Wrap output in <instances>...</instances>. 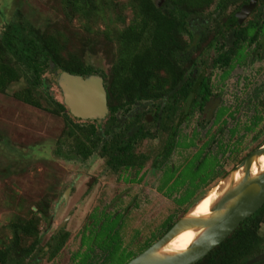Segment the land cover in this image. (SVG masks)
Wrapping results in <instances>:
<instances>
[{"label":"rangeland","instance_id":"374dc122","mask_svg":"<svg viewBox=\"0 0 264 264\" xmlns=\"http://www.w3.org/2000/svg\"><path fill=\"white\" fill-rule=\"evenodd\" d=\"M127 1L113 0L129 24L132 15L124 8ZM17 10L37 28L68 37L74 50L84 51V61L98 72L94 75L109 74L112 56L105 37L100 32L87 36L78 18L66 19L57 0H0V36ZM232 10L220 14L215 4L205 18L192 22L191 34L207 32L198 62L210 77L212 95L203 110L179 116L178 144L166 160L161 153L168 133L156 131L151 114L147 126L156 137L136 146L137 155L149 157L139 172L115 173L98 153L83 160L70 143L60 145L62 152L57 154L63 119L15 100L12 94L25 86L24 80L0 94V238L10 235L6 227L15 216L30 218L37 213L41 217L39 210L44 209L48 219L41 220L39 231L40 247L45 248L67 219L63 231L69 238L62 251L53 259L48 254L30 257L28 264H101L106 257L102 264H125L165 235L168 224L175 225L187 215L251 153L264 147V35L262 48H255L249 39L227 68L214 67L217 51L208 45ZM256 11L245 23L261 18L264 0ZM108 15L106 23L111 25L115 17L110 11ZM105 27L104 22L100 30ZM256 30L250 29V38ZM184 39L189 41V36ZM60 74L51 68L42 88L63 102ZM156 110L145 103L133 112ZM119 117L130 115L121 112ZM86 122L95 121H79ZM261 235L264 239V223ZM103 237L111 242L112 261L109 249L101 244Z\"/></svg>","mask_w":264,"mask_h":264},{"label":"trees","instance_id":"16d2710c","mask_svg":"<svg viewBox=\"0 0 264 264\" xmlns=\"http://www.w3.org/2000/svg\"><path fill=\"white\" fill-rule=\"evenodd\" d=\"M57 1L67 20L78 18L82 22L87 36L100 32L105 37L112 56L109 74H101L109 108L106 121L102 125L79 123L63 102L44 92V76L51 68L82 77L98 72L86 64L84 51L74 50L63 33L37 28L18 10L0 36V94L9 93L11 86L24 80L25 86L13 92L12 97L64 121L63 135L55 152L60 155V145L70 143L76 156L88 160L98 153L115 173L142 169L148 157L137 155L136 146L156 137L146 125V113L133 112L136 106L156 103L155 124L159 132L168 133L161 153L166 160L177 144L179 116L193 114L197 108L203 110L210 99L211 80L198 62L207 32L199 26L201 31L204 30L200 34H191L190 27L195 19L205 18L215 4L220 14L233 9L208 44L217 51L214 67H229L244 43L250 39L260 47V38L264 35V13L259 20L239 26L243 23L236 14L249 0H128L124 8L132 15L129 24L117 12L119 5L113 0ZM109 11L115 17L111 25L106 23ZM104 22L106 27L100 30ZM254 27L257 30L250 38V29ZM186 35L189 41L184 39ZM121 112L130 117L120 118ZM39 212L41 217L36 213L30 218L15 216L11 220L6 227L10 235L0 238V264H28V258L38 259L43 254L53 259L62 251L69 238L64 231L52 236L45 248L40 247L39 225L41 220L48 219V214L44 209ZM263 223L264 206L197 264H264ZM173 226L168 224L167 231ZM101 244L109 249L108 257L112 261L111 242L103 237ZM136 256L129 257L125 264Z\"/></svg>","mask_w":264,"mask_h":264},{"label":"water","instance_id":"95a60500","mask_svg":"<svg viewBox=\"0 0 264 264\" xmlns=\"http://www.w3.org/2000/svg\"><path fill=\"white\" fill-rule=\"evenodd\" d=\"M257 0H249L238 11L240 21L245 20L255 9ZM59 87L63 104L76 119L103 123L109 115L107 91L104 79L99 75L82 77L61 72ZM264 155V147L251 153L233 171L223 184L225 192L216 201L209 216L182 217L165 235L140 253L128 264H197L225 242L246 219L264 206V171L251 174L253 163ZM242 169V177L235 181V174ZM71 190L64 195V199ZM193 209V208H192ZM67 220L59 227L60 231ZM203 230L202 235L185 252L166 253L165 246L185 230Z\"/></svg>","mask_w":264,"mask_h":264},{"label":"bare ground","instance_id":"6f19581e","mask_svg":"<svg viewBox=\"0 0 264 264\" xmlns=\"http://www.w3.org/2000/svg\"><path fill=\"white\" fill-rule=\"evenodd\" d=\"M264 171V155L261 156L258 160H256L251 168V174L254 176L259 172ZM242 177V169L237 171L235 174V181H238ZM222 185L216 186L213 190H211L205 197H203L191 210L189 217L191 218H200L209 216L211 214V210L216 201L222 196L225 192L222 190ZM203 230L195 231L193 229H188L178 234L175 238H173L164 248V252L166 253H182L188 250L202 235Z\"/></svg>","mask_w":264,"mask_h":264},{"label":"flooded vegetation","instance_id":"af4514ba","mask_svg":"<svg viewBox=\"0 0 264 264\" xmlns=\"http://www.w3.org/2000/svg\"><path fill=\"white\" fill-rule=\"evenodd\" d=\"M259 2H260V0H257L256 7H255V9L253 10L252 13H255V11H256V9H257V5H258ZM239 10H240V9H239ZM239 10H238V11H239ZM252 13H251V14H250L245 20H243V21H242L243 24H240L239 26H244V25H246L248 22H250V21H248L247 23H245L246 20L252 15ZM237 14H238V12H237ZM237 14H236V15H237ZM237 17H238V16H237ZM239 20H240V19H239ZM260 42H261V40H260ZM261 43H262V42H261ZM252 44H254V43H252ZM255 45H256V44H255ZM255 48H257V49H258V48H262V44H261L260 47H257V45H256ZM238 51H239V49L236 51L235 56H236V54H238ZM142 104H145V103H142ZM149 104H151V105H153V106H156V103H154V104H153V103H149ZM182 104H183V103H182ZM182 104L180 103V106H182ZM163 107H164V104H163ZM188 111H189V110H188ZM188 111H187V112H188ZM147 114H148V118H147ZM151 114H153V115H154V118H155V117L157 116V110H156L155 112L149 111V113H146V115H145L146 125H147L148 123L151 122V121L149 120V117H151ZM154 120H155V119H154ZM102 124H103V123L98 124V125H102ZM154 125H155V127H156V131L159 132L158 129H157L156 124H154ZM147 127H148V126H147ZM146 140H148V139H146ZM177 144H178V141H177ZM177 144H176V146H177ZM176 146L173 148L172 152L174 151V149L176 148ZM141 155H142V154H141ZM143 155H145V154H143ZM146 156H147V155H146ZM170 156H171V155H170ZM170 156H169V157H170ZM147 157H148V156H147ZM169 157H168V158H169ZM148 161H149V157H148ZM148 161H147V162H148ZM147 162H146V163H147ZM145 165H146V164H145ZM145 165H144V167H145ZM144 167H143L142 169H140V170H139V169H138V170H137V169H134V170H136L137 172H139V171L143 170ZM172 169H173V168H172ZM110 170H111V169H110ZM129 170H132V169H129ZM122 171H128V170H122ZM119 172H121V171H119ZM66 220H67V219H66ZM66 220H65V221H66ZM63 223H64V222H63ZM63 223H62V224H63ZM66 223H67V222H66ZM65 226H66V224H65ZM65 226H64V227H65ZM64 227H63L60 231H58V229H59V228H58L57 231L53 234V236H54V235H57L58 233H60L61 231H63ZM99 230H100V229H99ZM64 232H65V231H64ZM95 236H96V235H95ZM87 258H88V257H87ZM85 260H88V259L85 258ZM101 263H102V262H101Z\"/></svg>","mask_w":264,"mask_h":264}]
</instances>
